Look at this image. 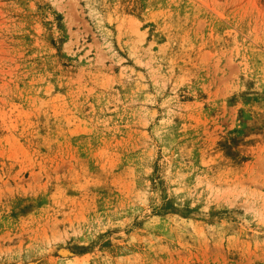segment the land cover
<instances>
[{
  "label": "rangeland",
  "instance_id": "rangeland-1",
  "mask_svg": "<svg viewBox=\"0 0 264 264\" xmlns=\"http://www.w3.org/2000/svg\"><path fill=\"white\" fill-rule=\"evenodd\" d=\"M0 264H264V0H0Z\"/></svg>",
  "mask_w": 264,
  "mask_h": 264
}]
</instances>
